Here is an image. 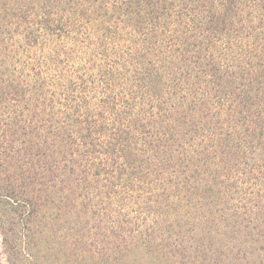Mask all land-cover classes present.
Here are the masks:
<instances>
[{
    "label": "trees",
    "instance_id": "trees-1",
    "mask_svg": "<svg viewBox=\"0 0 264 264\" xmlns=\"http://www.w3.org/2000/svg\"><path fill=\"white\" fill-rule=\"evenodd\" d=\"M0 264H264V0H0Z\"/></svg>",
    "mask_w": 264,
    "mask_h": 264
}]
</instances>
